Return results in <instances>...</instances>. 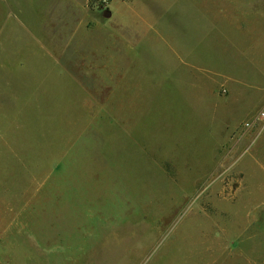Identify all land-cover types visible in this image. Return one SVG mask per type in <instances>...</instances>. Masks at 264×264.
Instances as JSON below:
<instances>
[{"label": "rangeland", "instance_id": "rangeland-1", "mask_svg": "<svg viewBox=\"0 0 264 264\" xmlns=\"http://www.w3.org/2000/svg\"><path fill=\"white\" fill-rule=\"evenodd\" d=\"M0 264H264V0H0Z\"/></svg>", "mask_w": 264, "mask_h": 264}]
</instances>
